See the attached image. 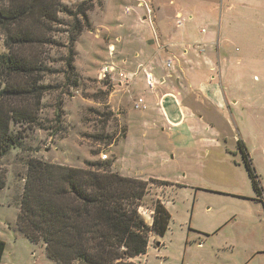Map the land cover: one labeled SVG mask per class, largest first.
<instances>
[{
  "label": "rangeland",
  "instance_id": "1",
  "mask_svg": "<svg viewBox=\"0 0 264 264\" xmlns=\"http://www.w3.org/2000/svg\"><path fill=\"white\" fill-rule=\"evenodd\" d=\"M146 1L158 15L177 9L169 0ZM3 2L0 0V5ZM61 6L68 13H58L52 43L38 48L44 71L39 75L43 88L37 123L24 129L19 147L0 158L5 180L0 190V239L6 241L3 264H53L40 241L31 244L12 232L17 227L28 160L81 168L87 161H111V144L123 137L127 125L124 102L134 90L127 88L126 74L133 71L135 49L126 27L135 14L136 23H141L139 16L149 13L143 0H61ZM83 9L90 27H83L73 42L77 74L73 76L65 67L68 38L74 26L84 25L78 15ZM215 19L218 26L223 18ZM210 20L198 18L193 32L199 35L201 28L209 32ZM213 42L211 48H197L196 53L181 57V65L173 68L174 75L180 76L174 82L190 99L193 111L213 127L206 129L204 123H198L194 130L196 139L207 141L193 148L183 147L173 155L167 150L165 133L158 130L148 135L150 143L144 151L123 155L124 149H119L128 175L140 172L149 175L147 179L181 184L176 190L164 191L166 185L150 183L142 201L140 214L149 223L146 209H152L162 190L172 216L169 231L157 240L164 247L159 246V252L149 249L147 264H264V0L256 3L255 11L226 18ZM6 51L0 29V54ZM106 66L113 69L103 74ZM198 73L221 74L222 81H215L226 91L227 108L212 102L206 86L201 84L205 81L196 87L197 82L192 80ZM151 116L156 117L154 113ZM129 123L132 136L137 137L140 124L135 113ZM11 129L15 132L19 127ZM211 138L216 143L210 142ZM238 139L247 142L260 195L252 188L237 148ZM153 147L157 149L155 155H147ZM158 150L168 151L166 160L157 155ZM195 229L213 234L198 239Z\"/></svg>",
  "mask_w": 264,
  "mask_h": 264
},
{
  "label": "trees",
  "instance_id": "2",
  "mask_svg": "<svg viewBox=\"0 0 264 264\" xmlns=\"http://www.w3.org/2000/svg\"><path fill=\"white\" fill-rule=\"evenodd\" d=\"M68 13L61 0H4L0 29L7 51L0 54V158L19 147L23 131L37 123L44 70L39 47L52 43L58 13ZM78 15L68 38L67 74L76 76L73 42L89 28L86 10ZM14 125L19 130L13 132ZM23 129V130H22ZM125 132V131H124ZM243 163L257 195L261 187L243 142L237 140ZM111 161H87L72 167L30 158L16 217L18 230L31 243L43 244L54 264H130L144 254L150 233L162 237L170 214L160 200L152 203L148 225L139 212L150 183L169 185L156 178L141 179L114 172ZM5 186L0 172V190ZM5 242L0 239V260Z\"/></svg>",
  "mask_w": 264,
  "mask_h": 264
},
{
  "label": "crops",
  "instance_id": "3",
  "mask_svg": "<svg viewBox=\"0 0 264 264\" xmlns=\"http://www.w3.org/2000/svg\"><path fill=\"white\" fill-rule=\"evenodd\" d=\"M168 2L172 6L177 5V9L168 14L164 13L158 15V11L153 8L151 9L149 2L143 0L146 6V12L148 11L149 13L147 16H139V18H141V23H136L137 14H135V17L132 18V21L126 27L130 35L129 38L132 41V47L135 49L131 59L133 71L126 74L128 77L127 88L129 91L133 89L134 93L124 102L128 119L124 135L117 142L111 144L112 153L114 155L112 157L111 169L114 172L128 177L147 179L149 175L137 171H135L137 173L129 175L125 173L128 168H126L124 161H122L119 149H124V151H122L123 155H132L136 151H144L146 144L150 143L147 137L153 131L157 133L159 130L160 133H165L168 146L167 150L171 151L173 155L177 154L183 147L193 148L197 144L207 141V139L202 138L196 139V136H193L194 130L199 126L198 123H204L203 125L206 129L207 127H213L210 126L208 122L204 121L203 117L196 115L191 107L188 96L175 84V79H178L180 76L174 75V65H181L182 58H186L187 55H190L192 52L196 53L197 48L200 49V51L211 48L212 45H214V34L216 31L218 32L219 27L222 30L225 19L227 18L229 20V17L233 14L240 15L249 11H255L256 3H258L259 0H169ZM137 6L136 10L138 11L142 8L143 4L141 3V5ZM217 16L223 18L218 26L215 25V18ZM201 17H210L212 24L209 32L201 28L200 34L198 35V33L193 32L192 27L198 22V18ZM216 27L218 30H216ZM121 74H123L122 70ZM201 77L206 78L201 79ZM222 79L221 74L198 73L192 82H197V87V85L205 81L201 84L206 86V92L211 95L212 102L216 106L227 108L228 101L226 100V91L221 88L222 86L219 85L220 83L218 84L216 83L217 81H215H222ZM148 80L150 85L147 84ZM122 82L123 81H121V83ZM178 83L180 84L181 82ZM139 99H141V102H138ZM233 102L234 105H237L236 100H233ZM133 113L137 115L140 124L137 137L132 136L129 123ZM150 113H154L156 117H150ZM240 140L243 142L247 151V142L242 139ZM209 141L216 143L212 138ZM151 150L152 151L147 150L146 154L150 156L155 155L154 152L157 149L153 147ZM167 150H158L160 152L157 155H160V158L166 160L168 157ZM173 155L171 154V157H173ZM167 182L170 184L163 189L164 191L171 190L174 187L173 190H176L181 186V184L172 181ZM161 192L162 190L158 192L160 195H157V199H160L161 203L170 214L167 232L169 231L172 216L168 208L165 193L163 192L161 194ZM142 206L143 205L140 206L139 212ZM146 210H148L152 220V209L147 208ZM147 224L150 225L151 222ZM12 232L15 236L25 238L17 227ZM194 232L197 234L196 237L198 239L200 237H209L213 234L208 230L203 231L195 229ZM162 237L150 233L145 253L130 258L128 262L130 264H135L137 263L136 261H139V264H147L148 250L151 249L153 252H159V246L164 247L162 241H157ZM26 240L31 243L28 239ZM42 249L44 251L43 247ZM33 253L34 251L32 254ZM3 256L4 252L0 264H3ZM159 263L163 264L165 262Z\"/></svg>",
  "mask_w": 264,
  "mask_h": 264
},
{
  "label": "built area",
  "instance_id": "4",
  "mask_svg": "<svg viewBox=\"0 0 264 264\" xmlns=\"http://www.w3.org/2000/svg\"><path fill=\"white\" fill-rule=\"evenodd\" d=\"M168 63H169V62H168ZM112 69H113V68H112L111 66H106V67H104L103 70H102V71H103V74L108 73V72L110 73V72L112 71ZM148 78H149V77H148ZM147 84L150 85L149 80L147 81ZM138 102H141V99H139Z\"/></svg>",
  "mask_w": 264,
  "mask_h": 264
}]
</instances>
